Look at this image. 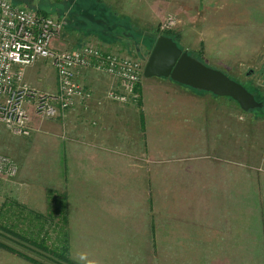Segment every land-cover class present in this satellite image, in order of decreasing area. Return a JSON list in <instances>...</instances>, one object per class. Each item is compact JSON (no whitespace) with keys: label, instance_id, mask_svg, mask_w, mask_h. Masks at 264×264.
Listing matches in <instances>:
<instances>
[{"label":"crops","instance_id":"obj_1","mask_svg":"<svg viewBox=\"0 0 264 264\" xmlns=\"http://www.w3.org/2000/svg\"><path fill=\"white\" fill-rule=\"evenodd\" d=\"M69 11L75 21L69 19L72 26L62 28L53 49L93 43L111 53L121 30L149 35L168 15L177 21L170 38L178 46H262V0H74ZM24 78L40 92L57 91L47 60L27 67ZM77 79L91 92L88 102L32 135L49 157V165L36 169L49 174V183L31 189L21 178L8 180L2 192L8 206L35 198L47 203L49 190L65 221L55 224L56 234L62 231L76 264H156L160 253L198 255V262L200 255L213 261L236 251L264 254L257 166L264 165V125L262 147L253 144L243 161L235 142L236 127L258 122L254 114L168 78H141L140 101L125 104L106 98L117 85L113 77L85 69Z\"/></svg>","mask_w":264,"mask_h":264},{"label":"rangeland","instance_id":"obj_2","mask_svg":"<svg viewBox=\"0 0 264 264\" xmlns=\"http://www.w3.org/2000/svg\"><path fill=\"white\" fill-rule=\"evenodd\" d=\"M13 5L34 11L38 14H44L50 18H58L61 14V18L59 20L64 21L65 25L68 27L72 26V21H75L73 15L75 13H70L71 6L74 0H9ZM173 18V16H166L162 21L158 24L156 31L149 35L144 33H140L138 37L130 36L127 31H122L120 34L122 35L121 43H117L116 47L112 46L111 48H115L111 53L119 58L129 59L131 61L137 62L144 67L145 62L150 54V51L154 45L155 40L160 36L165 34L173 33V30L177 26L176 24L173 28H164V25L167 19ZM76 20H79L76 18ZM70 23V24H69ZM64 25V26H65ZM103 31V30H102ZM119 37V35H116ZM168 37V36H167ZM90 45L99 49L102 47H98L93 43H83L80 47ZM179 47L187 51L189 55L194 57L195 59L201 61L206 66L220 70L226 73L231 78L235 79L236 82L244 86L247 90L253 93L255 98L262 103L261 108H256L247 113L254 114L255 118L258 122H255L253 127H242V130H239L241 127H236V151L237 155H241L242 157H238L239 161H243V155L246 152H249V147H252L255 144L257 147H262V125H264V0H262V46H193V45H179ZM56 50V49H54ZM76 50V49H74ZM60 51V50H58ZM105 53V52H103ZM144 61V64H143ZM40 65V64H38ZM33 66V65H32ZM52 66V65H51ZM49 71L51 69L49 68ZM55 71V69H54ZM56 73V71H55ZM143 79V77H141ZM141 81V79H140ZM56 82H57V90H58V80L56 74ZM140 82L138 83L139 86ZM53 90V84L50 79V84ZM138 86L136 92L138 94V98L135 101H131L130 103H138L140 101V94L138 91ZM37 90V89H35ZM47 90V89H46ZM38 91V90H37ZM40 92V91H38ZM57 92V91H56ZM201 92V91H200ZM41 93H46V91H42ZM256 100V101H257ZM257 101V102H258ZM239 120L245 119V116L241 114H236ZM45 121L49 120H41L39 117L35 116L33 113L30 115L29 126L32 130L29 132V135L18 136L10 131H8L4 126L0 125V154L9 157L12 161H14L17 165V174L14 178L4 179L0 177V216L3 218L0 219V224H7L4 219L3 213L7 212V214H12L14 218V223L7 224L6 230L10 232H14L20 236H23V232L28 228H32V226L37 225L39 223L46 222L48 234L51 235V238H56L60 233L56 234V229L53 226L57 223L60 225H64L62 221V217L60 218L59 214L55 212V206H52V202L58 203L56 200H53L50 195V191L47 192V203H40L35 198V200L30 203H24V206L20 207L19 205H10L8 206L7 202L2 197L3 192V184L7 183L8 180L14 182L21 178L24 181V184H28L31 187H39L41 181L49 183V174H39L36 172L37 170H42L43 165H49V157H45V153H43L38 145L34 144L32 141V135L35 134L36 129L39 128V125L44 124ZM245 124L248 122L245 121ZM244 128V129H243ZM264 130V128H263ZM241 132V133H240ZM49 154V152L47 151ZM262 165V224L264 226V165L257 164V166L261 167ZM22 171L24 172L22 174ZM26 171V172H25ZM20 190L18 193H20ZM28 191V190H27ZM5 204V206H4ZM56 205V204H55ZM30 208L37 215H40L45 220L37 221L36 223L31 222V218H26V212ZM3 209V210H2ZM253 211V209H252ZM41 213V214H38ZM58 214V215H57ZM60 219L57 221L56 218ZM27 223L23 224V223ZM32 223V226L29 225ZM49 226V228H48ZM38 228V225H37ZM22 230V231H21ZM33 229H30L26 232L27 235H33L35 231L32 232ZM58 230V229H57ZM2 227H0V242L14 246V247H24V249L18 250L19 252L24 253L28 257H32L44 264H56V261L53 258L52 250L54 246H51L50 241L49 245L42 244L44 246H34L33 244L24 243L18 237L13 238V236H9ZM42 236V234H41ZM169 240V239H168ZM26 247V248H25ZM15 250V249H12ZM7 249H0V264H31L26 260H23L8 251ZM17 251V250H16ZM236 254H232L226 256H222L221 259H214L210 261L209 255H200L201 260L196 261L198 255H193V257H189L188 255H179V254H155L156 256V264H264V254H251L244 255L240 251H236ZM250 256V257H249ZM223 260V262H222ZM219 261V263H218Z\"/></svg>","mask_w":264,"mask_h":264},{"label":"built area","instance_id":"obj_3","mask_svg":"<svg viewBox=\"0 0 264 264\" xmlns=\"http://www.w3.org/2000/svg\"><path fill=\"white\" fill-rule=\"evenodd\" d=\"M175 24V19L169 18L164 28ZM64 25L62 20L0 0V125L15 135H29L32 113L41 120H51L76 103H87L92 95L78 82L81 70L100 71L117 81L116 87L106 93L110 101L125 104L138 98L142 65L90 45L70 51L54 50L52 42ZM40 60L49 61L56 71L55 93L38 92L25 82V69ZM16 174V163L0 154V177L12 179Z\"/></svg>","mask_w":264,"mask_h":264},{"label":"water","instance_id":"obj_4","mask_svg":"<svg viewBox=\"0 0 264 264\" xmlns=\"http://www.w3.org/2000/svg\"><path fill=\"white\" fill-rule=\"evenodd\" d=\"M144 78H168L192 90L233 100L243 112L261 108L244 86L220 70L206 66L182 50L170 37L160 35L145 62Z\"/></svg>","mask_w":264,"mask_h":264},{"label":"trees","instance_id":"obj_5","mask_svg":"<svg viewBox=\"0 0 264 264\" xmlns=\"http://www.w3.org/2000/svg\"><path fill=\"white\" fill-rule=\"evenodd\" d=\"M165 35L170 37L169 34H165ZM231 79H233V78H231ZM233 80H235V79H233ZM250 93L253 94L252 92H250ZM25 212H26V215H27L26 218H28V219L31 218V222L34 221L32 223H36L37 224V221L39 222L40 220H45L40 215H37V214L34 215V213L31 212V211L27 210ZM1 218H3V216H0V219ZM14 222L7 223V224H12ZM63 222L64 223H62V224H65L64 220H63ZM32 223H29V225L32 226ZM7 224H3V225L0 224V227H2V229H4L6 232H9V234L12 235L13 238L18 237L24 243H28L29 245L33 244L34 246H44V245L46 246V244L49 245L48 242L50 241L51 246L55 245L54 249L52 250V254L54 255L53 258L56 261V264H76V263L72 262L69 259V257H68L67 249H66V242H65V238H64V235H63L62 231L59 232L60 234H59L58 237L51 238V235L48 234V232H47L48 231V229L46 228L47 227V223L42 221V223L37 224L38 228H37V225H34V226H32V228L26 229V231L23 232V236H20V235L14 233V232L7 231L6 230ZM23 224H26V226H27L28 222L27 223L24 222ZM48 228H49V226H48ZM53 228H56L55 225L53 226ZM30 229H33L32 232L35 231V233H33V235H27L26 236V232L29 231ZM61 229H62V227H60V230ZM41 234H42V236H41ZM39 242H41L44 245H40ZM56 244H58V245H56ZM18 247H16V248H18ZM0 248L7 249L8 251H11L12 253L17 254L18 256H21L24 260L28 261L31 264H44L43 262H40V261H38V260H36V259H34L32 257H28L27 255H24V253L19 252L18 250L17 251L16 250H12V249H15L14 246H10V245H7V244H4V243L0 242Z\"/></svg>","mask_w":264,"mask_h":264}]
</instances>
